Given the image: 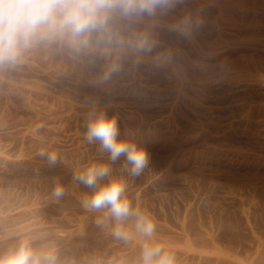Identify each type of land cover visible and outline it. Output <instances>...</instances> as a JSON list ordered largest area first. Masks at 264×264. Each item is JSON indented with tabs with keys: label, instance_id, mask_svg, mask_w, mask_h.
Instances as JSON below:
<instances>
[{
	"label": "rangeland",
	"instance_id": "rangeland-1",
	"mask_svg": "<svg viewBox=\"0 0 264 264\" xmlns=\"http://www.w3.org/2000/svg\"><path fill=\"white\" fill-rule=\"evenodd\" d=\"M184 7L202 9L205 24L192 41L162 32L182 49L169 68L129 67L103 85L54 55L0 69V246L44 237L77 264H133L143 238L125 244L97 228V214L80 205L90 190L73 179L107 163L178 264H264V0ZM99 110L147 150L139 176L87 142V122ZM41 150L57 152L55 167ZM56 178L66 189L59 201L50 195Z\"/></svg>",
	"mask_w": 264,
	"mask_h": 264
},
{
	"label": "clouds",
	"instance_id": "clouds-1",
	"mask_svg": "<svg viewBox=\"0 0 264 264\" xmlns=\"http://www.w3.org/2000/svg\"><path fill=\"white\" fill-rule=\"evenodd\" d=\"M190 0H0V69H14L37 55L60 56L88 69L95 83L103 85L129 67L145 63L154 68L176 64L182 49L166 43L163 31L192 41L205 24L202 9L184 7ZM178 9L183 11L177 14ZM85 138L97 142L112 164L123 158L121 170L133 177L148 166L147 150L122 138L116 116L104 110L90 116ZM49 167L58 163L56 151L41 150ZM107 178V179H106ZM73 179L90 191L81 207L96 213L97 228L114 240L130 243L143 238L133 264H178L176 253L155 242L156 222L147 211L133 205L125 181L113 175L107 163H92ZM106 180V182H104ZM66 189L53 181L52 199L59 201ZM0 264H77L61 258L53 240L24 235L7 247L0 246ZM92 264H105L97 258ZM106 264H123L109 259Z\"/></svg>",
	"mask_w": 264,
	"mask_h": 264
}]
</instances>
